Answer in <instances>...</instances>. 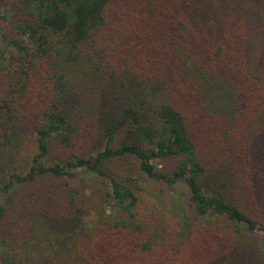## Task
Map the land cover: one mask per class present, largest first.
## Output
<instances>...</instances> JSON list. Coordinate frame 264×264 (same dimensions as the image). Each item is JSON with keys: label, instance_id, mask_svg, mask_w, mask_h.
Instances as JSON below:
<instances>
[{"label": "trees", "instance_id": "1", "mask_svg": "<svg viewBox=\"0 0 264 264\" xmlns=\"http://www.w3.org/2000/svg\"><path fill=\"white\" fill-rule=\"evenodd\" d=\"M1 1L0 264H264V0Z\"/></svg>", "mask_w": 264, "mask_h": 264}, {"label": "rangeland", "instance_id": "2", "mask_svg": "<svg viewBox=\"0 0 264 264\" xmlns=\"http://www.w3.org/2000/svg\"><path fill=\"white\" fill-rule=\"evenodd\" d=\"M5 1V0H4ZM5 3H2L0 0V15L6 16V19H10L9 14V6H5ZM0 28L7 34L12 35V32L9 30L8 24L0 19ZM55 159V155L52 153L47 158L49 162L53 161ZM156 165L159 169L166 171L171 170L175 166V159H161L155 161ZM136 164V163H135ZM134 164V165H135ZM129 165V166H123L119 162L114 161L113 164L108 165V169L111 170V172L115 173L116 175H119L121 180L125 181V176H133L135 177V190L137 194L140 197V204L138 205V210L142 213H146L148 211V207L152 205V201L156 200V196L159 198H164L165 201H170V199L174 197L181 198L182 200H186L187 195V187L183 183H178L174 185L173 187H168L164 184H161L159 182H156L152 179H149L144 176L143 173H141L135 166ZM79 177L87 182L88 185L91 184L92 176L91 175H84L82 173L79 174ZM91 185L87 186L86 193L90 196V202L88 203L89 213L90 216H94V208L93 206L98 202L99 194L98 192H93L91 194ZM94 204V205H93ZM187 209V208H186ZM92 218V217H91Z\"/></svg>", "mask_w": 264, "mask_h": 264}]
</instances>
